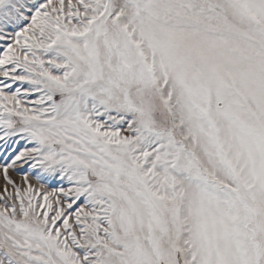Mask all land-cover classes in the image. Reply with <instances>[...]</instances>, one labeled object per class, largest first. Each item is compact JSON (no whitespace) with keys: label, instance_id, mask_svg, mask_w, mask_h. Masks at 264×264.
<instances>
[{"label":"snow or ice","instance_id":"obj_1","mask_svg":"<svg viewBox=\"0 0 264 264\" xmlns=\"http://www.w3.org/2000/svg\"><path fill=\"white\" fill-rule=\"evenodd\" d=\"M0 264H264V0H0Z\"/></svg>","mask_w":264,"mask_h":264}]
</instances>
